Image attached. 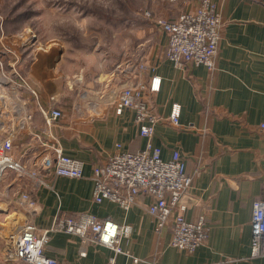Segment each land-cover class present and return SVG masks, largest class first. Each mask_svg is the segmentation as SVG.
<instances>
[{"label":"crops","instance_id":"obj_1","mask_svg":"<svg viewBox=\"0 0 264 264\" xmlns=\"http://www.w3.org/2000/svg\"><path fill=\"white\" fill-rule=\"evenodd\" d=\"M214 1L222 28L213 69L176 66L166 57L168 34L156 23L162 31L160 40L145 46L139 61L133 56L126 67H121V62L109 67L101 62L99 66L96 62L80 65L66 49L31 48L29 33L5 36L10 46H18L21 68L38 90L40 103L48 107L55 97L63 112L48 128L39 104L32 101L33 127L42 139L27 132L18 135L15 159L33 164L23 159L24 153L36 157L46 143L60 144L66 154L85 162L80 178L55 176L46 170L50 186L33 187L28 178L16 187L8 184L12 187L6 194H30L31 216L40 232L49 228L60 212L88 211L133 226L122 246L143 258L140 264H264V254L251 256L253 203L264 199V129L260 127L264 122V0ZM197 5V0H185L182 8L194 11ZM154 9L156 15L163 11L170 16L166 9ZM179 14H171L170 20ZM155 75L161 77L160 90L151 93L147 89L146 95L162 119L149 138L141 134L133 110L118 114L115 105L100 93L148 82ZM85 93L87 96H82ZM174 102L182 105L178 126L169 121ZM150 141L162 148L164 159L179 150L193 177L185 196L189 204L185 215L191 220L204 215L210 227L207 242L194 252L171 245V223L162 232L156 231L155 218L147 210L151 196L140 195L128 210L109 200L97 203L93 199L94 166L119 150L143 149ZM13 171L9 169L4 180H10ZM4 231L0 230V264H25L5 251ZM80 243L75 234L51 232L46 254L70 264H108L114 254L98 243L89 244L81 254ZM117 260L127 264L131 258L118 254Z\"/></svg>","mask_w":264,"mask_h":264},{"label":"built area","instance_id":"obj_2","mask_svg":"<svg viewBox=\"0 0 264 264\" xmlns=\"http://www.w3.org/2000/svg\"><path fill=\"white\" fill-rule=\"evenodd\" d=\"M197 3L194 11L184 10L175 20L157 17L149 9H144L142 13L168 34L166 57L176 66L194 64L213 69L221 38L222 16L214 0H197ZM4 23L5 18L0 12V41L5 37ZM29 46L37 47L33 43ZM22 58L21 53L13 49H7L0 55V85H3L0 90V182L9 169L18 171L20 177H27L33 187L41 184L50 186L46 170L55 176H84V160L66 154L60 144L44 143L45 149L35 157L31 165L15 159L13 151L18 135L27 132L42 139L33 127L32 101L39 104L48 128L63 115L62 110L56 106L55 97H52L48 107L40 103L38 90L21 68ZM160 87L161 77L155 75L148 82L130 83L120 89L101 92L100 97L112 102L118 114L126 109L133 110L141 134L150 138L162 117L147 98L146 90L154 93ZM181 113L182 105L174 102L169 114L172 125H180ZM260 127L264 129V122ZM121 146L118 143V149ZM92 178L93 199L97 203L109 200L128 210L137 203L140 195L151 196L153 201L147 210L155 218V229L160 233L171 223L170 243L174 247L194 252L207 242L210 227L206 217L201 215L191 220L185 215L189 207L185 196L192 187L193 177L188 173L186 160L179 150H174L169 159H164L162 148L151 141L140 150H119L94 166ZM16 199L17 202L27 203L33 213L28 192H22ZM251 223V256L257 258L264 254V199L254 201ZM132 230V225L119 224L110 216L99 217L81 211L60 212L53 224L40 232L34 218L30 216L25 225L17 228L8 255L27 264H70L46 254L45 244L49 234L61 231L80 238L81 254L86 253L89 244L98 243L108 246L114 252L108 264H120L118 254L131 258L127 264H140L144 259L122 246V239L129 236Z\"/></svg>","mask_w":264,"mask_h":264},{"label":"rangeland","instance_id":"obj_3","mask_svg":"<svg viewBox=\"0 0 264 264\" xmlns=\"http://www.w3.org/2000/svg\"><path fill=\"white\" fill-rule=\"evenodd\" d=\"M183 1L185 0H0V12L5 18V36L29 33L36 48L66 49L71 59L74 58L80 65L84 63L92 66L96 62L99 66L101 62L109 67L121 62V67H126L133 56L139 61L145 46L160 40L162 31L152 19L143 15V10L155 11V6L159 10L166 9L170 16H165L163 11L157 15L156 11L152 12L157 17L170 20L173 18L171 14L177 12L178 15L184 10ZM7 49L19 51L18 46H10L4 37L0 41V55ZM2 87L0 85V90ZM13 155L15 156V152ZM23 159L34 162L35 155L30 152L29 157L24 154ZM21 163L25 164L23 160ZM13 172L14 176L10 180L3 178L0 182V203L4 207L0 210V230L5 229V251H11L17 228L25 225L31 216L30 206L17 202L16 198L22 192L13 196L5 193V190L12 187L8 184L13 183V187H16L27 179L25 176L20 177L18 171ZM12 197L14 200H11Z\"/></svg>","mask_w":264,"mask_h":264},{"label":"bare ground","instance_id":"obj_4","mask_svg":"<svg viewBox=\"0 0 264 264\" xmlns=\"http://www.w3.org/2000/svg\"><path fill=\"white\" fill-rule=\"evenodd\" d=\"M42 112V111H41ZM43 114V113H42ZM44 116V115H43Z\"/></svg>","mask_w":264,"mask_h":264}]
</instances>
